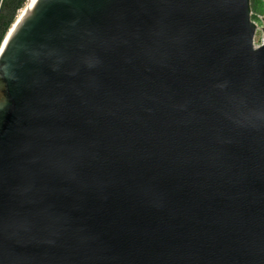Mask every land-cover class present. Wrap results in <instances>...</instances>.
I'll return each mask as SVG.
<instances>
[{
	"label": "water",
	"instance_id": "obj_1",
	"mask_svg": "<svg viewBox=\"0 0 264 264\" xmlns=\"http://www.w3.org/2000/svg\"><path fill=\"white\" fill-rule=\"evenodd\" d=\"M26 0L0 45V264H264V9Z\"/></svg>",
	"mask_w": 264,
	"mask_h": 264
},
{
	"label": "trees",
	"instance_id": "obj_2",
	"mask_svg": "<svg viewBox=\"0 0 264 264\" xmlns=\"http://www.w3.org/2000/svg\"><path fill=\"white\" fill-rule=\"evenodd\" d=\"M25 3V0H1L0 1V41L6 29L15 19L16 12ZM251 11L262 13L264 6L263 0H250ZM14 23V22H13Z\"/></svg>",
	"mask_w": 264,
	"mask_h": 264
},
{
	"label": "rangeland",
	"instance_id": "obj_3",
	"mask_svg": "<svg viewBox=\"0 0 264 264\" xmlns=\"http://www.w3.org/2000/svg\"><path fill=\"white\" fill-rule=\"evenodd\" d=\"M0 1H1V0H0ZM25 2H26V0H25ZM263 6H264V0H263ZM22 7H23V6H22ZM22 7L20 8V10L22 9ZM20 10L16 12L15 19H16V17L18 16ZM253 13L256 15V18L253 19V20L256 22V24L258 25L259 28L262 27V24H263V23H262V21H261V18H262V16H263V12H262V13H258V12H254V11H252V14H253ZM15 19H14V20H15ZM13 22H14V21H13ZM13 22H12V24H13ZM0 23H1V22H0ZM12 24H11V25H12ZM11 25L9 26L8 29H6V32L4 33V35H3V37H2V39H1V41H0V45H1V43H2V41H3V39H4V37H5L6 33L9 31ZM262 36H263V32L261 31V29H258V31L255 33L254 43H255V44H259L260 41H261V39H262Z\"/></svg>",
	"mask_w": 264,
	"mask_h": 264
},
{
	"label": "built area",
	"instance_id": "obj_4",
	"mask_svg": "<svg viewBox=\"0 0 264 264\" xmlns=\"http://www.w3.org/2000/svg\"><path fill=\"white\" fill-rule=\"evenodd\" d=\"M251 13H252V11H251ZM253 15L256 17V15L253 13ZM263 17V16H262ZM254 21V20H253ZM254 23L256 24V22L254 21ZM262 26H263V24H262ZM256 27H257V30H256V32L258 31V29H259V27H258V25L256 24ZM261 28V27H260ZM255 37V36H254ZM263 37V36H262ZM255 44V43H254ZM260 44V43H259ZM255 45H258V44H255Z\"/></svg>",
	"mask_w": 264,
	"mask_h": 264
},
{
	"label": "bare ground",
	"instance_id": "obj_5",
	"mask_svg": "<svg viewBox=\"0 0 264 264\" xmlns=\"http://www.w3.org/2000/svg\"><path fill=\"white\" fill-rule=\"evenodd\" d=\"M21 11V10H20ZM12 26V25H11ZM11 28V27H10Z\"/></svg>",
	"mask_w": 264,
	"mask_h": 264
}]
</instances>
